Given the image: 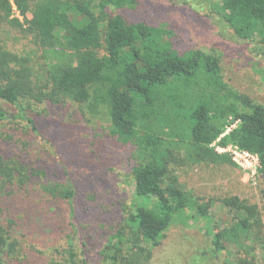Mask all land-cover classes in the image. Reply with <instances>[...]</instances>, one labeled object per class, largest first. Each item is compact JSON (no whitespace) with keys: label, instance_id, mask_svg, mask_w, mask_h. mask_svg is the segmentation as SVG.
<instances>
[{"label":"trees","instance_id":"16d2710c","mask_svg":"<svg viewBox=\"0 0 264 264\" xmlns=\"http://www.w3.org/2000/svg\"><path fill=\"white\" fill-rule=\"evenodd\" d=\"M207 1L237 36L245 41L258 36L264 44V0ZM139 2L0 0L2 22L32 34L57 58L39 84L22 56L0 46V124H9L19 135L26 153L9 158L0 153V264L20 258L18 231L29 232L34 225L39 230L62 202L68 207V224L77 230V187L49 178L50 163L43 160L61 168L67 153L57 119L49 113L48 121L36 112L43 103L72 101L94 113L104 111L113 136L135 147L131 172L136 201L113 242L102 250L103 264H152L153 249L146 245L160 243L177 213L190 205L206 212L204 205L190 201L172 168L183 141L189 157L198 161H230L213 145H237L259 156L264 175V106L225 79L217 55L200 48L181 54L165 29L132 19L130 10ZM175 6L173 13L181 8ZM92 197L86 212L103 215L106 196ZM225 203L242 215L234 229L215 234L214 254L225 249L223 239L251 234L258 225L252 220L255 205L237 196ZM66 252L74 263L73 245Z\"/></svg>","mask_w":264,"mask_h":264},{"label":"rangeland","instance_id":"374dc122","mask_svg":"<svg viewBox=\"0 0 264 264\" xmlns=\"http://www.w3.org/2000/svg\"><path fill=\"white\" fill-rule=\"evenodd\" d=\"M175 5L181 8L174 14ZM130 15L136 21L145 19L165 29L166 38L181 54L200 48L217 55L225 79L264 106V44L258 36L253 41L237 36L207 0H140ZM0 46L22 56L35 81H41L39 84L47 79V67L57 60L52 49H42L32 34L2 22L1 18ZM8 109L17 110L14 106ZM36 112L48 121L51 113L64 132L65 136H61L66 137L62 141V149L67 151L62 154V167L53 165L48 158L43 160L50 163L49 178L63 183L70 181L77 187V230L68 224V207L62 202L57 213H48L39 230L34 225L29 232L26 230L29 235L24 230L18 231L22 253L8 264H103L102 250L113 242L124 216L136 201L131 172L135 147L113 136L104 111L94 113L85 105L68 101L58 105L43 103ZM18 139L9 124H0V153L6 158L25 156ZM213 147L230 161H198L189 157L186 141L177 146L175 153L179 160L173 163V171L190 201L204 205L206 212L198 205H190L177 213L160 243L146 245L153 249L152 264H264V175L260 165L257 160L248 163L247 158L240 157L237 161L232 151L220 152L219 142ZM226 148L233 150L234 145ZM94 194L106 196L102 204L105 213L90 217L86 207ZM232 196L256 206V219L252 220H258V225L251 234L223 239L225 249L215 255V234L234 229L242 215L226 205L225 199ZM70 245L77 254L74 263L66 252Z\"/></svg>","mask_w":264,"mask_h":264},{"label":"built area","instance_id":"2783aa9c","mask_svg":"<svg viewBox=\"0 0 264 264\" xmlns=\"http://www.w3.org/2000/svg\"><path fill=\"white\" fill-rule=\"evenodd\" d=\"M233 145V144H232ZM220 152H227V151H232V153L235 155L234 158L235 160L238 161V159L241 158H247L248 159V163L257 160L258 164L260 165V160H259V156L257 154L251 153L247 150H243L242 148H240L237 145H234V149L231 150L230 148H226V147H221L219 148Z\"/></svg>","mask_w":264,"mask_h":264}]
</instances>
